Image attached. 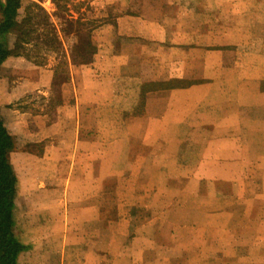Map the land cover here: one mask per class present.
I'll list each match as a JSON object with an SVG mask.
<instances>
[{
  "label": "crops",
  "instance_id": "crops-1",
  "mask_svg": "<svg viewBox=\"0 0 264 264\" xmlns=\"http://www.w3.org/2000/svg\"><path fill=\"white\" fill-rule=\"evenodd\" d=\"M213 1L221 5L216 17L210 14L205 31L191 32L208 42L200 48L191 41L198 53L190 59L183 58L182 42L167 43L182 22L175 17L178 27L168 31L155 11L154 19L110 14L125 40L99 43L91 62H73L68 54L61 72L55 60L11 55L2 62L0 119L11 138L15 178L11 230L23 247L16 264L167 261L170 247L162 244L174 239L162 231L166 219L152 213L176 208L159 207L158 199L169 182L187 179L214 219L233 211L229 202L239 207L240 224L208 221V243L214 245L209 234L217 227L224 234L236 228L226 233L232 246L235 238L243 242L240 229H253L251 243L264 250V78L247 76L246 61L239 65L244 74L230 75L226 37L248 35L245 11L236 26L228 21L231 5L242 8L248 0ZM125 73L143 87L138 110L134 103L128 110L117 105L115 78ZM232 84H239L233 97ZM216 196L224 198L222 207ZM152 243L162 251H152Z\"/></svg>",
  "mask_w": 264,
  "mask_h": 264
},
{
  "label": "rangeland",
  "instance_id": "rangeland-1",
  "mask_svg": "<svg viewBox=\"0 0 264 264\" xmlns=\"http://www.w3.org/2000/svg\"><path fill=\"white\" fill-rule=\"evenodd\" d=\"M38 3L49 16L47 21L49 28L43 20H40L39 24L38 21L35 22L37 32H35L32 41L36 40V43L42 47L38 59L40 61L49 59L52 62L55 60L58 72H61L59 70L64 68L63 58L67 57L68 54L70 57L79 60L76 47L80 46L85 40L90 41L95 50L99 43L125 40L124 37L116 36L115 21L117 20H115V15H112L113 18H111L110 14L118 16L119 14L139 13L144 14L149 19H154L153 13L155 11L162 12L160 16H162L163 25L166 26L168 31L172 30L174 32L176 31L175 28L178 27L177 24H179H175V17H178L179 22L183 24L182 32L177 30V36H168L167 43L172 44L174 43L173 40L182 42L181 52L183 58L190 59L191 55L198 53V51H191V41L198 43L200 48L208 42L205 35L192 36L191 32L197 27L201 28V31H205L207 18L211 17L210 14L216 17V9L221 6L213 4V0H40ZM239 3H232L231 7H235L233 9L236 14L231 12L233 18L228 21H230L231 26H236L239 21L237 15L240 11H245L246 13L242 14L247 17L248 35L231 34L230 37H226L231 48L228 57L232 64L230 75L236 76L240 72L244 74V68H240L239 65L244 64L243 61H246L247 65H250L246 69L247 76L264 78V0H253L251 2L248 0L242 8H238V6H241ZM105 15H109V17ZM201 25H203V28L200 27ZM47 32H49V35L46 34ZM174 32H169V34ZM52 33L56 34L59 43V45L53 43L55 48L49 44V39L53 37ZM36 34L42 40L36 38ZM106 36L107 39H105ZM144 37L147 39L154 38L153 35ZM11 39L14 40L12 35L7 40ZM239 39L243 41V46L239 47ZM200 70L201 67L199 72L196 73L200 74ZM115 84L120 98L117 100V105L124 110L136 106L135 108L138 110L137 105H139L140 97L138 100L135 98L138 96L137 94L140 96L142 88L136 76L133 74L128 76L125 73L115 78ZM260 87L264 91V83H261ZM238 88L239 84L231 85L232 97L235 93H238ZM132 103H134V107H130ZM192 152L195 151L192 150ZM181 182L182 184L179 181L169 182L168 187L170 190H167V194L164 197H159V199L156 197L161 203L158 205L159 207L160 205H177L176 208L166 212L152 213L155 219L158 215L166 219L167 226H164L165 228L162 231L166 232L164 235L173 237L172 239L176 242L172 240L170 243L162 244L170 247L167 248V252L171 253V259L164 262L152 260L151 264H264V259L256 258L257 256H264L262 252L264 250L261 251L262 245H259L257 252L256 247L258 245L251 243L253 229L251 231L245 228L240 229L243 242L239 243L238 238H235L237 246H232L233 236L226 233L230 232L232 234L236 228H230L224 234L222 228L217 227L215 233L209 234L211 240L216 237L214 245L208 243V228L206 227L208 221L213 219L215 226L230 225V223L240 224L242 220L238 218L239 207L235 202L227 200L225 203L229 202V206L234 207L233 211L224 217L220 213H215L214 219V216H210V213H208L205 202L204 205H201L202 202H198L202 198L194 195L195 181L187 179ZM201 185L203 196H205L207 187L205 183ZM219 188L222 189V185ZM223 199V197L216 196V208L223 206ZM197 205L202 209L201 212L194 210L198 207ZM168 225L172 226L169 227ZM174 236L177 238L175 239ZM158 246L152 243L151 250L160 253L162 248L158 249ZM220 255H224L225 258H217ZM126 263L124 260H118V264Z\"/></svg>",
  "mask_w": 264,
  "mask_h": 264
},
{
  "label": "trees",
  "instance_id": "trees-1",
  "mask_svg": "<svg viewBox=\"0 0 264 264\" xmlns=\"http://www.w3.org/2000/svg\"><path fill=\"white\" fill-rule=\"evenodd\" d=\"M38 1L40 0H0V65L11 55H24L35 60L36 63L40 62L38 58L42 47L36 43V40L32 41L37 32L35 22L38 21L39 24L40 20H43L49 28L47 22L49 16ZM46 34L49 35V32ZM9 35L14 37L12 49L7 47ZM35 36L41 39L38 34ZM52 36V39H49L50 46L59 45L56 34L52 33ZM29 45L31 47H28ZM76 53L79 60L71 57L73 62H91L95 49L90 41L85 40L76 47ZM10 148L11 138L0 119V264H16V256L23 248L15 240L11 230L15 178L8 163Z\"/></svg>",
  "mask_w": 264,
  "mask_h": 264
}]
</instances>
